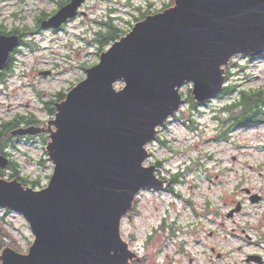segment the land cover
I'll use <instances>...</instances> for the list:
<instances>
[{
  "label": "water",
  "instance_id": "1",
  "mask_svg": "<svg viewBox=\"0 0 264 264\" xmlns=\"http://www.w3.org/2000/svg\"><path fill=\"white\" fill-rule=\"evenodd\" d=\"M84 1L72 0L41 27L60 29ZM20 43L19 36L0 35V72ZM262 54L264 0H175L139 22L55 106L49 185L36 191L0 181V208L20 213L35 238L28 254L6 249L2 264H131L137 255L122 239V221L142 190L167 186L144 166L146 146L181 110L180 90L193 84L194 99L204 103L224 91L223 67L233 58ZM41 132L22 128L13 135Z\"/></svg>",
  "mask_w": 264,
  "mask_h": 264
},
{
  "label": "rangeland",
  "instance_id": "2",
  "mask_svg": "<svg viewBox=\"0 0 264 264\" xmlns=\"http://www.w3.org/2000/svg\"><path fill=\"white\" fill-rule=\"evenodd\" d=\"M71 1L0 0V29L19 28L28 44L17 53L8 88L0 85V125L22 117L44 124L56 120L55 106L86 79L87 71L98 66L102 54L114 44L102 48L95 42L100 32L108 30L101 23L123 29L122 39L138 24L137 17L175 7V0H85L77 17L62 30L41 28L39 17L55 15ZM226 76V86L236 92L224 91L196 109L188 102L191 96L196 103L193 85H184L181 110L157 129V138L146 146V168L161 163L163 176H182L172 194L144 189L137 211L124 217L122 239L132 251H141L138 256L144 259L142 263L134 258L131 264H191V260L193 264H250V255L263 254L264 124L230 131L224 108L240 92L264 88V54L235 57L226 67ZM123 87L124 83L116 84L119 91ZM48 146L40 138L19 143L11 151L16 167L8 170V182L18 181L25 188L40 182L35 190L48 186L55 169ZM154 168L156 179L166 184ZM253 197L261 200L254 202ZM163 218L179 225L182 233L163 249V256H156L164 246L163 235L150 243L149 233ZM182 239L185 246L179 254L176 241ZM34 242L28 221L18 212L0 208V264L6 249L28 254Z\"/></svg>",
  "mask_w": 264,
  "mask_h": 264
},
{
  "label": "flooded vegetation",
  "instance_id": "3",
  "mask_svg": "<svg viewBox=\"0 0 264 264\" xmlns=\"http://www.w3.org/2000/svg\"><path fill=\"white\" fill-rule=\"evenodd\" d=\"M72 20L68 21L66 24H64L63 26H61L60 29L58 30H62L64 28L65 25L69 24ZM50 30H54L49 28ZM1 35H6L8 36V32L6 31V33H0ZM20 36V38L22 39L21 41V45L22 46H27L28 44L25 42V38L24 36L21 35H17ZM21 50V47L16 49L10 56V63L9 65H7V67L0 72V85L3 84L5 86V88H8V73L11 72L13 64L16 61V56L17 53ZM18 118V117H17ZM16 119V118H15ZM17 121V127H15L14 129H7V124L5 125H0V133L2 134V139L0 140V159H4L6 162V168H2L0 166V180H5L8 182V177H6V174L8 172V170L14 169L16 167L15 161L12 159V155H11V151L14 149H17V145L21 142H28L32 143L34 140L36 139H41V141L43 143L46 142V144H49L50 142V128L48 126V128L45 126L46 124L49 125V123L44 124L43 122H40L39 120H37L34 117H31V119L22 117L21 119H17L14 120ZM9 124V122H8ZM41 128L43 129V132L41 133H37V134H29L26 136H20V135H13V131L15 132V130H18L20 128ZM0 163L1 160H0ZM155 166L158 169V172L161 173V179L166 182L167 186L165 187L164 191H167L168 193H172L171 189H173V178H168L167 176H163L162 174V168L159 167L158 163H155ZM17 178V176H16ZM179 229V225H177L176 223H170L169 220L167 218H163L162 221L159 224H156L151 230V232L149 233V240L148 242H153L156 241L157 237L159 236V234L163 235V242L162 244H164V246H162L159 250V253L156 256H163L164 254V248L170 247V243L171 241L174 242L173 240H175L176 238H179V234L182 233V228L180 230ZM177 231V232H175ZM180 231V233H179ZM176 243L178 245H176L177 251L179 252V254L183 253V247L185 246V243L183 241V239L181 241H176ZM261 246H262V252L263 254L260 256V258L262 259V264H264V234L262 235V241H261ZM137 254H141V251H137ZM257 256V255H256ZM167 257V255H166ZM138 262H142L144 263V259L142 257L139 258V260H137ZM191 264H193V261L191 260L190 262ZM253 264V262H251ZM250 263V264H251ZM256 264V263H255Z\"/></svg>",
  "mask_w": 264,
  "mask_h": 264
},
{
  "label": "trees",
  "instance_id": "4",
  "mask_svg": "<svg viewBox=\"0 0 264 264\" xmlns=\"http://www.w3.org/2000/svg\"><path fill=\"white\" fill-rule=\"evenodd\" d=\"M169 7L170 6H167L166 8ZM148 14H143L141 17H137L136 21H143L147 18ZM48 18L49 14H43L41 17H39L38 22L46 20ZM101 25L107 27L108 29L107 33L100 32L99 35H97L98 37L95 39V42L99 43L102 48L107 46L111 42L115 43L116 41L120 40L123 35L126 34L123 29L116 28L113 23H101ZM0 33H6V31L0 29ZM8 34H20L21 36H26L25 33H23V31L21 32L19 28L13 31H8ZM235 92L236 90L233 87L225 88V93L227 95H233ZM62 98L64 99L65 95H62ZM188 102L193 103V108L195 109L199 105L193 102L191 96L188 98ZM224 114H227L230 117V120L228 121L229 124H231V127L229 129L230 131L240 127L264 124V88L252 92H240L238 98L236 100H233L231 104L227 105L224 108ZM16 123L17 121L9 122L6 128L8 130L14 129L15 127H17ZM222 137L226 138V133ZM1 139L2 134L0 133V140ZM181 176L182 174L173 176V187L174 184L179 183V178ZM30 184L33 185V188H37V185H39L40 182H30ZM171 192H174V189H171Z\"/></svg>",
  "mask_w": 264,
  "mask_h": 264
}]
</instances>
